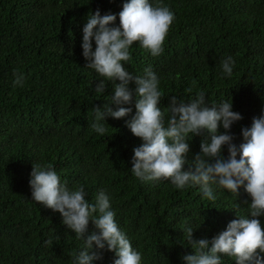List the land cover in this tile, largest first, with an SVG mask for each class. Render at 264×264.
<instances>
[{"label":"trees","instance_id":"trees-1","mask_svg":"<svg viewBox=\"0 0 264 264\" xmlns=\"http://www.w3.org/2000/svg\"><path fill=\"white\" fill-rule=\"evenodd\" d=\"M264 0H0V264H262Z\"/></svg>","mask_w":264,"mask_h":264},{"label":"clouds","instance_id":"clouds-1","mask_svg":"<svg viewBox=\"0 0 264 264\" xmlns=\"http://www.w3.org/2000/svg\"><path fill=\"white\" fill-rule=\"evenodd\" d=\"M262 264H264V259H263V261H262Z\"/></svg>","mask_w":264,"mask_h":264}]
</instances>
